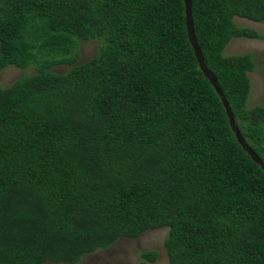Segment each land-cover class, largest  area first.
Returning <instances> with one entry per match:
<instances>
[{
    "label": "trees",
    "instance_id": "16d2710c",
    "mask_svg": "<svg viewBox=\"0 0 264 264\" xmlns=\"http://www.w3.org/2000/svg\"><path fill=\"white\" fill-rule=\"evenodd\" d=\"M189 1L195 45L185 0H0V73L24 71L0 87V264L161 228L169 264H264V107L246 108L252 55H223L264 0Z\"/></svg>",
    "mask_w": 264,
    "mask_h": 264
},
{
    "label": "rangeland",
    "instance_id": "374dc122",
    "mask_svg": "<svg viewBox=\"0 0 264 264\" xmlns=\"http://www.w3.org/2000/svg\"><path fill=\"white\" fill-rule=\"evenodd\" d=\"M189 0H185L186 13L188 19V30L191 42L194 44L192 28L189 15ZM234 24L240 28H249L257 34L255 38H234L226 45L223 55L230 56H243L245 54L252 55L254 63V70L247 73L250 83V90L246 101V108L251 109L254 107H264V24L249 21L247 19L235 17ZM195 45V44H194ZM99 43L94 40L82 41L79 43L78 51L80 58L78 63H82L91 59L98 50ZM196 49V48H195ZM200 57L199 53L196 51ZM201 61V59H200ZM201 69L205 75L211 80L217 91L219 92L216 82L210 73L204 68L201 63ZM69 67L57 66L52 69L56 74L65 73ZM29 73L33 74V69H29ZM24 75V71L14 67H8L0 73V87L4 88ZM226 113L231 124L233 131L244 148L250 153L255 161L260 163L259 159L249 151L243 141L240 132L237 128V122L232 117L229 109L224 103ZM264 169V165H262ZM168 229L161 228L156 230L147 231L138 238H121L116 243L111 245L105 250L96 251L93 254L85 255L79 263L76 264H140L142 261L140 254L145 251H156V260L148 264H169L166 255L164 240L167 237ZM45 264H56L47 262ZM69 264V263H58Z\"/></svg>",
    "mask_w": 264,
    "mask_h": 264
}]
</instances>
